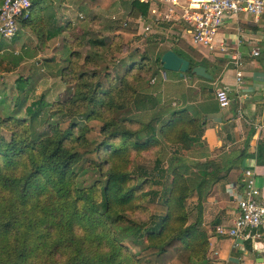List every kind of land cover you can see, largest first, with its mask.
I'll return each mask as SVG.
<instances>
[{"label": "trees", "instance_id": "1", "mask_svg": "<svg viewBox=\"0 0 264 264\" xmlns=\"http://www.w3.org/2000/svg\"><path fill=\"white\" fill-rule=\"evenodd\" d=\"M42 1L32 0L19 20L39 45L63 29ZM85 1L107 9L117 0ZM118 1L156 21L149 3ZM83 37L63 39L64 98L33 97L36 78L18 74L12 110L1 101L0 264H206L204 201L241 166L244 148L212 156L197 109L171 105L160 73L170 47L139 57L135 49L116 81L99 65L104 38L88 37L84 55L70 48ZM24 47L8 55L13 64L35 55ZM175 51L190 68L198 63ZM142 153L153 155L150 170L136 162ZM257 160L264 162V142Z\"/></svg>", "mask_w": 264, "mask_h": 264}, {"label": "crops", "instance_id": "2", "mask_svg": "<svg viewBox=\"0 0 264 264\" xmlns=\"http://www.w3.org/2000/svg\"><path fill=\"white\" fill-rule=\"evenodd\" d=\"M156 19L155 23L158 25L166 24ZM175 23L171 22L169 26ZM180 24L182 29L178 30L179 34L193 48L189 50L179 44L170 48L183 51L198 62L197 64L205 62L206 66L202 65L212 77L206 78L188 71L182 75L174 70L166 73L160 69L166 92L174 99L171 105L197 109L204 121L202 137L212 156L234 148H244L241 166L232 168L223 179L215 183L211 194L204 201V225L209 231L206 264H264V222L259 227L260 236L238 241L236 245L232 237L216 230L217 225L228 227L232 224L237 213L236 200L233 198L234 187L238 186L245 167L253 169L260 188L259 198L264 202V162L259 163L257 160L260 143L264 142V12L258 17L244 11L226 16L218 28L212 50L191 44L189 34L183 29L184 24ZM19 27L16 37L20 31L34 37V42L26 41L23 45L26 47L31 45L30 50L36 51L31 57H37L42 53L53 39H67L65 33L68 30H61L54 37L46 39L44 44L39 45L29 27L23 25ZM239 30L244 33L240 41ZM222 41L226 42L228 49L237 47L242 52L241 82L236 80L229 50H220L219 43ZM252 48H257L259 53L251 54ZM218 87L226 89L230 97V102L226 106H220L217 101L215 90Z\"/></svg>", "mask_w": 264, "mask_h": 264}, {"label": "rangeland", "instance_id": "3", "mask_svg": "<svg viewBox=\"0 0 264 264\" xmlns=\"http://www.w3.org/2000/svg\"><path fill=\"white\" fill-rule=\"evenodd\" d=\"M43 1L44 4L50 6L47 9L44 8V12L54 11L58 24L63 25L62 30H68L65 33L68 40L84 36L81 44L73 47L69 45L71 49L74 48L84 55L91 48L87 41L88 37L104 38L106 43L105 47H102L104 57L99 61V65L107 64L110 74L112 76L114 74L116 81L118 80L117 75L123 72L127 63L125 58L135 49L134 54L139 57L141 54L154 56L159 51L173 45L188 46V42L178 32L182 29L180 21H176L173 26H169L170 21L165 22L167 25L164 23L158 25L150 19L142 22L139 20V14L134 11L129 13L127 6L118 0L107 9L101 6H90L85 0L83 2L81 0ZM145 25H149V29H145ZM155 32L156 35H154ZM29 35L20 31L16 39L8 40L0 34V45L5 51V56L0 57V111L3 110L2 100H5L3 103H9L7 109L12 110L17 93L14 82L18 74H33L36 78L33 97L44 93L47 100L53 101L65 96L66 84L60 79L59 68L67 63L64 58L69 48L65 46L62 38L53 39L37 57L29 58L26 55L17 65L13 64L12 60L10 61L8 55L14 56L12 54L14 51L23 50L24 42H34V37ZM109 44H111L110 47H114V50H109ZM2 49L1 53H3ZM79 60L82 61V57ZM23 114L24 110L20 115ZM136 162L139 168L146 170L154 166L153 155L150 153L138 155ZM155 171L156 174L161 172L159 169ZM156 187L160 186L156 185Z\"/></svg>", "mask_w": 264, "mask_h": 264}, {"label": "built area", "instance_id": "4", "mask_svg": "<svg viewBox=\"0 0 264 264\" xmlns=\"http://www.w3.org/2000/svg\"><path fill=\"white\" fill-rule=\"evenodd\" d=\"M150 4L152 16L163 22L184 24V30L189 34L190 43L204 46L212 50L215 46V36L219 26L228 15L244 11L258 17L264 12V0H138ZM32 0H1L0 1V34L10 40L17 33L19 20L30 15ZM80 16H82L80 14ZM143 22L144 17L140 15ZM149 29V25L144 26ZM244 37L239 30V41ZM220 50H229V57L235 70L237 82L242 80V52L234 47L228 49L225 41L219 43ZM251 54H258L257 48H252ZM164 75V73H163ZM153 80V79H152ZM215 96L220 106H226L230 97L226 89L218 87ZM233 198L236 200L237 213L228 227L217 225L216 230L233 238L234 244L260 236L259 227L264 222V202L259 198L260 188L257 185L252 168L245 167L238 186L235 187Z\"/></svg>", "mask_w": 264, "mask_h": 264}, {"label": "water", "instance_id": "5", "mask_svg": "<svg viewBox=\"0 0 264 264\" xmlns=\"http://www.w3.org/2000/svg\"><path fill=\"white\" fill-rule=\"evenodd\" d=\"M162 69L178 71L180 75L184 74L188 70L193 73L211 78L212 75L206 70V67L202 64H196L190 68V61L186 57L179 55L174 49L168 48L162 52L160 56Z\"/></svg>", "mask_w": 264, "mask_h": 264}]
</instances>
